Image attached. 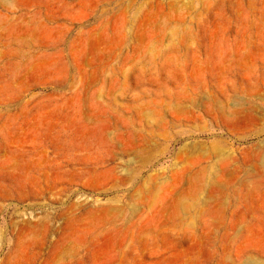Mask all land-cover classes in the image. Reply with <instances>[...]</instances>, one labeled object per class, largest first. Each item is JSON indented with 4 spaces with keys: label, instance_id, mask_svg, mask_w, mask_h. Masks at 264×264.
<instances>
[{
    "label": "rangeland",
    "instance_id": "obj_1",
    "mask_svg": "<svg viewBox=\"0 0 264 264\" xmlns=\"http://www.w3.org/2000/svg\"><path fill=\"white\" fill-rule=\"evenodd\" d=\"M0 264H264V0H0Z\"/></svg>",
    "mask_w": 264,
    "mask_h": 264
}]
</instances>
